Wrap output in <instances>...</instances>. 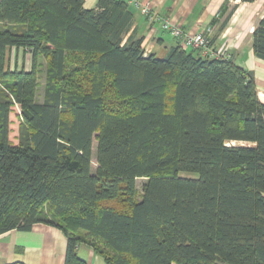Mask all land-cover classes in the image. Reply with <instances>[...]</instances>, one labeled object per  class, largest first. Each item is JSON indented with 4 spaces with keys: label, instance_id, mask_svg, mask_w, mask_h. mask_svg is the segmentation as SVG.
Wrapping results in <instances>:
<instances>
[{
    "label": "trees",
    "instance_id": "16d2710c",
    "mask_svg": "<svg viewBox=\"0 0 264 264\" xmlns=\"http://www.w3.org/2000/svg\"><path fill=\"white\" fill-rule=\"evenodd\" d=\"M132 20L128 0H0V235L58 228L64 264H86L80 244L107 264H264V103L252 74L180 40L162 59L145 55L126 36ZM12 48L31 55L28 72L7 68ZM252 50L264 61V13Z\"/></svg>",
    "mask_w": 264,
    "mask_h": 264
},
{
    "label": "crops",
    "instance_id": "0c3cea01",
    "mask_svg": "<svg viewBox=\"0 0 264 264\" xmlns=\"http://www.w3.org/2000/svg\"><path fill=\"white\" fill-rule=\"evenodd\" d=\"M97 2L98 0H84V8L94 9ZM128 2L133 12V20L126 36L142 38L145 55H154L162 59L179 41L171 35L169 29L163 27V22H168L170 26L178 27L189 35L203 32L209 28L226 0H128ZM135 3L149 4L151 11L160 20L155 23L149 22L134 6ZM229 5L237 7L224 31L215 40L214 47H209L228 55L238 67L252 74L258 97L264 103V61L258 59L252 50V32L263 16L264 0L250 3L230 0ZM168 33L173 39V44L170 45L165 41V34ZM9 65L14 69L28 72L31 69V55L24 49L12 48L8 50L7 67L10 70ZM66 246L67 239L64 233L52 226L36 224L30 231L12 230L0 235V264H64ZM77 253L86 264H107L103 257L96 254L88 245L80 244Z\"/></svg>",
    "mask_w": 264,
    "mask_h": 264
},
{
    "label": "rangeland",
    "instance_id": "374dc122",
    "mask_svg": "<svg viewBox=\"0 0 264 264\" xmlns=\"http://www.w3.org/2000/svg\"><path fill=\"white\" fill-rule=\"evenodd\" d=\"M165 36H166L165 37V41H166L167 45L168 44L169 45L173 44V41H172L173 39L170 36V34L169 33L165 34ZM212 51H215V50H212ZM217 52L220 53L219 51H217ZM222 57H229V56L221 53L219 58H222ZM24 58H25V56L22 57L21 62L24 60ZM37 63H38L37 67H36L37 68V70H36L37 71V100L41 101L42 98H43L44 90H45V88L47 86V76L48 75H47L46 62L41 59ZM9 66H10V70L14 69V67H12L11 65H9ZM7 68L9 69V67H7ZM56 83L58 84L59 80L56 81ZM9 120H10L9 139L11 140L12 143H17L18 135L20 134V131H21L24 123H23V120H22V117H21V114H20V107L16 103H14L12 105V107H11V111H10V114H9ZM232 144H236V143H232ZM95 148H96V141L93 142V150H95ZM92 166L93 167L95 166V158L93 159ZM181 175L182 176L194 177V175H192V174H181ZM143 181L144 180H142V179L137 180L138 191H140Z\"/></svg>",
    "mask_w": 264,
    "mask_h": 264
},
{
    "label": "built area",
    "instance_id": "2783aa9c",
    "mask_svg": "<svg viewBox=\"0 0 264 264\" xmlns=\"http://www.w3.org/2000/svg\"><path fill=\"white\" fill-rule=\"evenodd\" d=\"M134 6L138 9L140 14L148 19L149 22H157L160 19L151 11L149 4H138L135 3ZM163 27L169 29L171 35L180 40V44L185 48H191L193 50H198L203 56H208L211 58H219L221 53L212 51L209 47V36L212 31L207 28L203 32L196 33L194 35L185 34L180 28L170 26L168 22H163Z\"/></svg>",
    "mask_w": 264,
    "mask_h": 264
}]
</instances>
